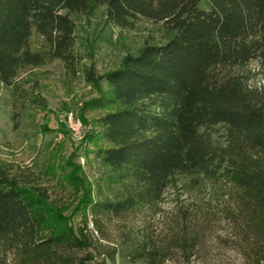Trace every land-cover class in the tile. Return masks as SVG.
Returning a JSON list of instances; mask_svg holds the SVG:
<instances>
[{"label": "trees", "instance_id": "trees-1", "mask_svg": "<svg viewBox=\"0 0 264 264\" xmlns=\"http://www.w3.org/2000/svg\"><path fill=\"white\" fill-rule=\"evenodd\" d=\"M101 8L112 26L133 30L148 20L172 37L146 40L98 75L76 50L73 17L91 19ZM55 62L70 80L98 90L85 106L102 111L86 135L87 152L107 169L104 180L119 199L96 200L74 167L66 180L83 193L72 213L80 216L76 228L68 208L0 160V240L19 264H63L60 248L90 247V215L152 209L183 184L231 186L264 236V85L254 83L264 75V0H0V82L14 131L28 107L48 109L41 83ZM147 246L137 242L130 255L161 257Z\"/></svg>", "mask_w": 264, "mask_h": 264}, {"label": "rangeland", "instance_id": "rangeland-1", "mask_svg": "<svg viewBox=\"0 0 264 264\" xmlns=\"http://www.w3.org/2000/svg\"><path fill=\"white\" fill-rule=\"evenodd\" d=\"M73 19L76 50L98 75L116 69L146 40L165 42L172 37L148 20L138 21L133 30L112 26L106 22L104 8L94 18ZM250 68L259 72L255 63ZM44 71L41 84L48 109L28 107L17 131L13 130L9 90L0 82V160L11 165L14 174L29 176V184L51 202L68 208L65 214L77 228L80 216L72 217V213L83 193L80 185L72 186L66 180L74 167H80L79 176L94 185L96 200L119 199L118 187L104 180L107 169L87 152L93 147L86 135L102 111L85 106L99 93L81 77L70 80L60 62ZM254 83L264 85V75H258ZM100 86L107 89L104 81ZM70 113L80 122L79 130L70 129ZM88 222L84 235L90 247L60 248L63 264H264V236L257 232L248 211L240 207L236 191L224 183L211 188L179 185L170 188L152 209L139 208L119 216L93 214ZM137 242L147 243L148 250L161 257H132ZM0 264H19L11 246L1 240ZM42 264L60 263L48 260Z\"/></svg>", "mask_w": 264, "mask_h": 264}, {"label": "built area", "instance_id": "built-area-1", "mask_svg": "<svg viewBox=\"0 0 264 264\" xmlns=\"http://www.w3.org/2000/svg\"><path fill=\"white\" fill-rule=\"evenodd\" d=\"M68 125L73 131L79 130V128L81 127L80 122L76 120L75 115L73 113H70L68 115Z\"/></svg>", "mask_w": 264, "mask_h": 264}]
</instances>
